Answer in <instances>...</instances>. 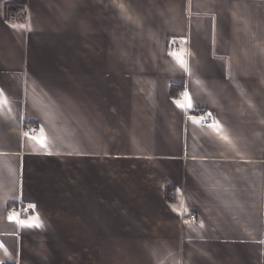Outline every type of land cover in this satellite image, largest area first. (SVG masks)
<instances>
[{"label": "crops", "instance_id": "0c3cea01", "mask_svg": "<svg viewBox=\"0 0 264 264\" xmlns=\"http://www.w3.org/2000/svg\"><path fill=\"white\" fill-rule=\"evenodd\" d=\"M0 264H264V0H0Z\"/></svg>", "mask_w": 264, "mask_h": 264}, {"label": "built area", "instance_id": "2783aa9c", "mask_svg": "<svg viewBox=\"0 0 264 264\" xmlns=\"http://www.w3.org/2000/svg\"><path fill=\"white\" fill-rule=\"evenodd\" d=\"M7 17L11 22H19L24 19V15L18 9L15 8L11 9L8 12ZM202 116H203L202 117L203 124L205 125H209L214 119L213 114H202ZM36 131H37V126H31L26 129V133L28 134H34ZM33 214H34V208L29 205H24L22 203L13 205L8 209V215L18 217V219L30 217ZM187 217L191 221H195L197 218L195 213H190L187 215Z\"/></svg>", "mask_w": 264, "mask_h": 264}, {"label": "snow or ice", "instance_id": "6c2138e0", "mask_svg": "<svg viewBox=\"0 0 264 264\" xmlns=\"http://www.w3.org/2000/svg\"><path fill=\"white\" fill-rule=\"evenodd\" d=\"M178 58H179V57H178ZM9 219H10V220H11V219H17V220H18V217L10 216ZM18 222L23 223V221H18Z\"/></svg>", "mask_w": 264, "mask_h": 264}]
</instances>
